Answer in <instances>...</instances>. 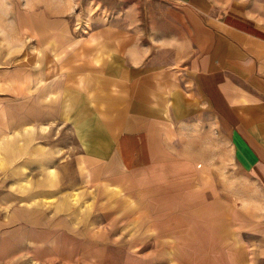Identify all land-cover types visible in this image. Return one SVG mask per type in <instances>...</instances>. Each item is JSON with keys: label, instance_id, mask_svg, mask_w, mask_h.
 Masks as SVG:
<instances>
[{"label": "rangeland", "instance_id": "rangeland-1", "mask_svg": "<svg viewBox=\"0 0 264 264\" xmlns=\"http://www.w3.org/2000/svg\"><path fill=\"white\" fill-rule=\"evenodd\" d=\"M168 2L0 0V245L11 264H240L230 232L219 256L205 255L170 207L168 183L138 191L108 165L120 127L107 104L138 62L169 58L160 32L184 29L175 16L186 14ZM228 154L240 188L225 182L224 204L263 207L262 189Z\"/></svg>", "mask_w": 264, "mask_h": 264}, {"label": "crops", "instance_id": "crops-1", "mask_svg": "<svg viewBox=\"0 0 264 264\" xmlns=\"http://www.w3.org/2000/svg\"><path fill=\"white\" fill-rule=\"evenodd\" d=\"M175 1L168 3L186 14L175 16L184 29L155 37L169 58L138 62L106 106L120 127L108 165L138 191L168 183L170 207L185 215L205 255L219 256L230 232L235 263L264 264V206L246 213L226 207L225 182L239 189L240 179L223 156L227 150L231 165L264 195V0ZM121 70L129 72L128 63ZM189 149L212 157L172 153ZM12 258L0 245V264Z\"/></svg>", "mask_w": 264, "mask_h": 264}]
</instances>
